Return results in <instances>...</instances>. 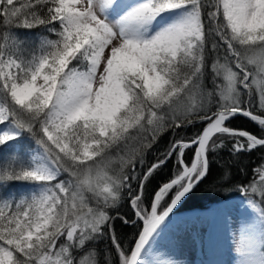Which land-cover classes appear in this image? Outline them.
<instances>
[{
  "label": "snow or ice",
  "instance_id": "1",
  "mask_svg": "<svg viewBox=\"0 0 264 264\" xmlns=\"http://www.w3.org/2000/svg\"><path fill=\"white\" fill-rule=\"evenodd\" d=\"M224 149L227 183L264 151V0H0V264H178L175 211ZM252 171L210 213L241 212L236 264H264V156Z\"/></svg>",
  "mask_w": 264,
  "mask_h": 264
},
{
  "label": "trees",
  "instance_id": "2",
  "mask_svg": "<svg viewBox=\"0 0 264 264\" xmlns=\"http://www.w3.org/2000/svg\"><path fill=\"white\" fill-rule=\"evenodd\" d=\"M17 34L23 38L25 36H33L35 32L29 33L23 29L16 30ZM237 125L241 126L245 130H250L253 133L259 131V126L255 125L254 122L247 120L246 118H241L235 122ZM198 131V127L189 126L187 128L179 129V136L182 137H191ZM179 138V137H177ZM173 140V134L171 131L162 133L157 144L153 146V149L147 154L146 161L150 164L154 162L155 156L159 153L164 152L170 144V141ZM191 155V153H189ZM264 156V151H254L251 154H245L240 157L239 163L235 164L231 168L232 180L231 183L221 181L219 179L221 168L220 164H227L230 160L227 149L222 150L216 161L212 165V175L209 176L203 183L199 184L188 196L185 198L182 203L178 206L177 211H183L186 209L192 208H203L209 203L218 202L221 199L236 195L238 193L230 191L233 184H239L241 182L247 183L248 181L257 178L255 177L254 172L252 171L256 168L260 162L261 157ZM24 159L27 160L28 156L25 155ZM238 168H244V172L238 171ZM177 171L175 167V160L173 159L168 163V165L162 168L152 179L151 183L148 186L149 192L158 189L163 183L168 182L173 178L174 173ZM13 190L23 191L25 185L20 183H14L12 185ZM128 212V209L121 208L120 214ZM115 214V213H113ZM116 231L124 240L125 245L133 239L135 230L130 226H125L122 222H116ZM99 247L103 248L104 244H100Z\"/></svg>",
  "mask_w": 264,
  "mask_h": 264
},
{
  "label": "rangeland",
  "instance_id": "3",
  "mask_svg": "<svg viewBox=\"0 0 264 264\" xmlns=\"http://www.w3.org/2000/svg\"><path fill=\"white\" fill-rule=\"evenodd\" d=\"M239 200H240V194L238 193L236 195H232L230 197L221 199L218 202L209 203L205 207L201 209H197L192 213H186L185 211H177L175 213L176 214L175 216L178 218L179 223L175 228H173L172 232L177 231L178 229L179 233L169 234L167 240L163 242L166 245L165 250L169 252L172 258H174L175 260L178 259L177 260L178 264H230V263L236 264L238 257L236 256L234 251L233 233L236 232V230L239 227V222H240L239 218L241 216V212L239 210L231 211L229 213V216L231 218V224L229 223H225L226 225L217 224L210 232L209 225L211 219L209 218V216L201 217L199 211L205 210L213 206L214 204H218L226 201H229L230 203L233 202L232 205H238ZM187 216H190L191 218L194 219L199 217L201 219L195 226H192L191 221L194 219L191 220L183 219L184 217ZM183 222H189L185 230H184L185 224ZM182 228L184 231L182 230ZM206 231L208 233H206ZM210 233H212L211 240H209ZM183 235H185L187 238L182 237ZM186 257L187 259H185Z\"/></svg>",
  "mask_w": 264,
  "mask_h": 264
},
{
  "label": "bare ground",
  "instance_id": "4",
  "mask_svg": "<svg viewBox=\"0 0 264 264\" xmlns=\"http://www.w3.org/2000/svg\"><path fill=\"white\" fill-rule=\"evenodd\" d=\"M225 204H228V205H232L233 204V202H229V201H226V202H221V203H218V204H214L213 206H211V207H209V208H207V209H205V210H201V211H199V213L201 214L200 216L201 217H205V216H209V218L211 219V221H210V225L212 226L211 228H209V231L211 232L212 230H213V228H214V226H216L217 224L219 225V224H225V223H227L226 221H225V219H224V217L223 216H217V217H215V218H213V217H211L210 216V213L212 212V210H215V209H217V208H223L224 206H225ZM205 214H207V215H205ZM183 219H186V220H191V219H194V218H191L190 216H187V217H184ZM183 219H181V220H183ZM236 219V218H235ZM240 219V218H239ZM208 220V219H207ZM208 223H209V221H208ZM207 223V224H208ZM236 223V222H235ZM190 225V224H189ZM226 225V224H225ZM231 226V225H230ZM181 227V226H180ZM187 226H185L184 227V230H185V228H186ZM199 227V226H198ZM175 228V227H174ZM220 228V227H219ZM180 229V228H179ZM182 230H183V228H182ZM183 230V231H184ZM187 230H189V229H187ZM233 230V229H232ZM179 230L177 229V231H173V232H171L172 234H176V233H179L178 232ZM185 233V232H184ZM206 233H208L207 231H206ZM226 233V232H225ZM233 233V232H232ZM212 234V233H211ZM210 235V234H209ZM229 235V234H228ZM182 237H184V238H187L185 235H183ZM202 237V236H201ZM232 237V236H231ZM172 239V238H171ZM230 239V238H229ZM228 239V240H229ZM214 240V239H213ZM231 241V240H230ZM230 247V246H229ZM233 248V247H232ZM231 248V249H232ZM176 249V248H175ZM177 250H178V248H177ZM169 253V252H168ZM211 254V253H210ZM209 255V254H208ZM179 258V257H178ZM185 259H187V257L185 258ZM195 259V258H194ZM178 260V259H177ZM190 261V260H189ZM182 262V261H181ZM235 262V261H234ZM179 263H180V261H179ZM183 263V262H182ZM225 263V262H224ZM231 264V263H230ZM234 264V263H233Z\"/></svg>",
  "mask_w": 264,
  "mask_h": 264
}]
</instances>
